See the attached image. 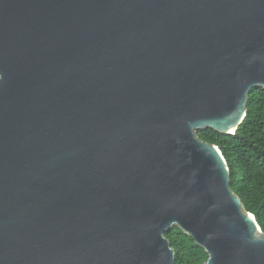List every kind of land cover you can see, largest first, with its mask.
<instances>
[{
	"label": "water",
	"instance_id": "1",
	"mask_svg": "<svg viewBox=\"0 0 264 264\" xmlns=\"http://www.w3.org/2000/svg\"><path fill=\"white\" fill-rule=\"evenodd\" d=\"M264 89V0H0V264H264L220 150Z\"/></svg>",
	"mask_w": 264,
	"mask_h": 264
},
{
	"label": "trees",
	"instance_id": "2",
	"mask_svg": "<svg viewBox=\"0 0 264 264\" xmlns=\"http://www.w3.org/2000/svg\"><path fill=\"white\" fill-rule=\"evenodd\" d=\"M197 136L220 150L229 169L231 190L264 232V89L250 90L245 118L233 135L207 129L197 131ZM164 236L174 250V264L206 261L204 251L179 229L174 227Z\"/></svg>",
	"mask_w": 264,
	"mask_h": 264
}]
</instances>
